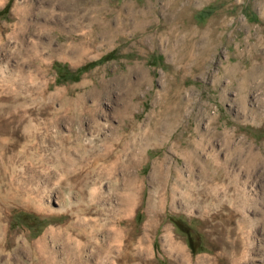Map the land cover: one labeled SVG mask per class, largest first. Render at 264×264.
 I'll return each mask as SVG.
<instances>
[{"label": "rangeland", "instance_id": "374dc122", "mask_svg": "<svg viewBox=\"0 0 264 264\" xmlns=\"http://www.w3.org/2000/svg\"><path fill=\"white\" fill-rule=\"evenodd\" d=\"M95 3L123 6L124 16L130 4L159 8L162 11L154 10L145 27L164 21L182 54L175 45L158 48L150 37H145L144 45H133L141 33L128 32L80 62L74 57H53L43 75L34 71L24 57L34 42L45 45L52 36L53 47L58 48L61 28L67 30L62 32L66 35L79 36L91 29L90 17H110L104 10H91ZM22 6L26 14L18 10ZM74 6L88 7L90 14L85 16L82 10L73 16ZM215 34L228 37V43L206 50L213 60L202 68L196 64L198 49ZM189 42L196 45L188 51ZM257 44L264 58V0H0V104L17 103L0 116V189L5 182L4 167L12 166L21 173L20 183L38 189L35 200L46 206V214L59 209L58 198L66 197L61 191V166L55 163L65 159L59 140L78 129L66 110L68 102L87 91L79 87L86 81L94 88L86 93V102L92 104L96 94L99 97L100 129L85 119L82 139L95 138L91 147L97 148L102 159L89 183L83 174L72 176L74 189L69 197L74 202L79 189L95 190L104 197L102 228L82 241L80 261L49 238L54 254L47 255L52 258L39 254L35 258L31 247L57 218L0 200V264H122L128 237L136 245L142 232L148 235L147 248L140 252L135 247L128 264H264V81L249 84L244 92L237 71L223 74L224 67L235 61L248 68ZM133 62L143 67L148 81L132 100V114L126 115L120 108L124 100L131 99L125 95L124 76L130 73L135 82L139 74L135 68L127 72ZM32 77L33 82L24 87L13 84L23 78L29 82ZM181 103L185 111L179 126L166 133L165 141L158 147L140 145L142 133L151 127L150 116ZM128 118L140 126L132 140L138 151L142 149V160L125 171L126 152L120 151L119 163L112 170L114 156L108 147L120 126L119 131H126ZM196 126L202 135L195 138L203 150L201 161L190 168L171 142L183 145ZM257 152L259 159L250 163ZM91 156L88 166L95 159ZM163 156L167 157L163 168L167 178L158 188L150 171ZM210 160L218 173L207 181L201 168ZM24 177L31 178L32 184L23 182ZM128 183L137 195L131 213L125 214L123 195ZM172 185L177 187L174 201ZM150 195L160 207L149 226L146 207ZM5 233L13 235L9 245L2 244Z\"/></svg>", "mask_w": 264, "mask_h": 264}, {"label": "bare ground", "instance_id": "6f19581e", "mask_svg": "<svg viewBox=\"0 0 264 264\" xmlns=\"http://www.w3.org/2000/svg\"><path fill=\"white\" fill-rule=\"evenodd\" d=\"M95 5L96 6H94V8H90V9L96 12H98L99 10H104L105 12L110 14V17H101V16L90 17L89 18L91 22L90 24H92L91 29L86 32H83L79 36H75L71 32L70 35H66L62 32L67 30L61 28L62 30H60V33L63 35V37L61 40L58 41L59 42L58 48L53 47L54 40L52 39V36L50 37L48 43L45 45L40 46L36 42L33 43V47L31 48L32 50H30V52L28 50V52H26V55H24V57L27 60V62H29L33 66L34 71H36L38 74L40 73L41 75H43L48 68V62L54 59L53 57L63 60H68L74 57L77 62H80L86 59L90 53L96 54L103 48H108L113 43L120 40V38L123 37L128 32L134 35H136L137 33H141L140 37H138L136 41L133 42V45H137V44L144 45V42H146L145 37H150V42H152L158 48L165 50L166 48L175 45L177 52L179 54H182L183 49L179 47L178 40L174 36L173 32H170V29H168L169 26L165 24L164 21H158L155 22L154 24H150L148 25L149 28L146 29L145 26L147 25L148 17H150L149 15H151L154 12V10H159L161 12L162 10H160L159 8L157 9L154 8V6H150V5H148L147 7L146 6L137 7L135 5L130 4L128 7H126V14L124 16L123 6L121 7L98 6V5H102L98 3H95ZM18 10L23 11L24 14L27 13L26 6H22L18 8ZM82 10H85V14H83L85 16L90 12V10H88V7H86V9H83L74 6L73 16L75 14L76 15L82 14L81 13ZM225 38L228 37L222 35H216V34L212 36L205 44V46H203V48L200 47L198 49L196 64L197 63L201 64V67L203 68L204 65H208L210 62H212L213 60V58L211 57L212 55L210 54V57L208 58V56H206V50L211 49L212 51H214L217 48V46L224 43L227 44L228 40H226ZM195 45L196 43L193 44L192 42H189L188 51ZM258 45L259 44L253 47V51H254L253 60L248 68H243V65H241L240 62H236V61L224 67L223 74H225L227 70L229 72L230 70H235L238 73L237 76L242 77L241 88L244 92H247V90L250 88L249 84H253L257 86L261 84L262 81H264V58H261V56L258 54L257 51ZM40 47L43 48V50H45L46 52H43L42 50L41 52ZM57 49H59L60 51L57 52L58 51ZM44 53H46L47 55L45 54L46 56H44ZM140 66L141 65H138L133 62L131 67H129L127 70L128 73L131 70V68H135L138 71L139 74L135 82L129 76L130 73L124 76L127 82L125 95L127 98L131 99V101L124 100L120 108L121 112H123L126 115L133 111L134 104L132 100L135 98L139 89L143 87L144 83L148 81V76L145 74L144 70L142 69L143 67L141 68ZM33 78L34 77H32V80L29 79L30 80L29 82H27L25 78H23V80H16V82L13 84L18 85L19 87H24L26 83H32L34 80ZM79 87L85 88L87 91L85 93L82 92L78 94L77 96H75L73 101L68 102L67 110H66L68 116H70L67 117L71 118V122L77 124L78 129L77 130L73 129L72 134H67L60 137L59 147L62 148V151L65 154V159L62 161H58V160L55 161L57 166H61L62 175L61 178L59 177L61 180L60 182L62 189L61 191L66 193L65 198L64 196H61L63 198L61 197L58 198V202L60 204L59 209L54 212H51L50 214H46L47 213L45 212L46 206L45 205L42 206V201L40 204L37 203V200H35L36 196L38 195V189L32 185L27 186L26 183H20L18 177L21 176V173H18L14 169V167L9 165L4 167L5 182L0 189V200H2L7 205L13 204L19 207L30 208L34 212L38 213V215H43V216L47 215L57 218L56 220L51 221L50 226L48 228L46 227L47 229L45 230L44 234L41 235L37 240L36 244L33 245V247H31V249H33L32 255L34 257L35 256L37 257V254H39L43 258L45 257L52 258L49 255L50 254L53 255L54 251H51V249L49 248V241L47 240L49 238L51 239V242L55 244L58 242L62 244V248L64 252H66L68 255L74 256L76 260L80 261L81 259L79 252L83 245L82 241L84 239L91 238V236H93L97 231H99L102 228V223H100L99 219L102 214L104 215V209L101 206V202L104 197L102 198L101 194H98L96 193L95 190H91V189L87 191L83 189L81 190L79 189L78 196L74 202L71 201L69 197V194L74 189L72 176L75 174L76 175L83 174L84 181L86 183H89V178L93 175L96 165L98 164V162L101 161L100 158L102 157L99 156V152H97L98 150H96L97 148L91 147V144L94 143L96 140L95 138H89L88 142L82 139V122H84L85 119L93 123L95 128L100 127V124L97 122V115H98L97 112L99 110V103H98L99 97L96 94L93 103L88 104L85 99L86 93L93 91L94 88L88 85L86 81L82 82ZM15 104L17 103L13 102L6 104L5 106L0 104V116H3L4 114L10 112ZM62 109H60V111ZM60 111L57 112L60 113ZM184 111H185L184 105L183 103H181V104H177L174 107L168 106L167 108H164L163 110L157 111L156 113L152 114L150 116L152 121L150 123L151 127L142 133L141 136H142L143 144L140 145H143L144 147H149V146L158 147L161 143L165 141L166 133H169L171 129L179 126L180 119ZM128 122L129 123L126 124L127 126L126 131L125 130L122 132L119 131L121 130V126H120V128L116 130L117 135L112 137L110 141L108 150L111 153H113L114 156V159L112 158L113 166L111 163L112 170L115 168V165L119 163L118 162L119 157L117 156V154H119L120 151L126 152L125 154L127 159L126 161L127 165H124L126 166L124 167V169L126 168L128 170L125 171H129L132 168L134 169L138 161L142 160V154H141L142 149L140 148V150L138 151L134 146V141L132 140L133 136L137 132L136 129H138L140 126L138 123L134 122L133 120H130L129 118H128ZM72 128H74L73 125ZM193 131L194 133L190 134L185 139L183 145H180L179 143H177V141L171 142L172 147L178 152V154L182 157L184 162L190 168H194V166L199 161H201L199 154L201 152L200 149L203 150L201 147L202 143L195 138L196 136L198 137L200 134L202 135V133L198 130L197 126L193 129ZM107 146L108 145H106V147ZM91 155H93L95 159L92 161L91 166H88L90 163L89 157H92ZM166 159L167 157L163 156L155 160L153 163V167L150 171V177L156 182L158 188L162 187L166 183L167 177L164 174V170H163ZM257 159H259L258 152L250 159L249 162L251 163L252 161ZM211 160L208 163H205L204 166H202L201 168L202 176L207 181H210V179H212V175H216V173H218V170H216L215 167L211 166L213 165ZM41 174L43 175V173ZM126 174L128 175V173ZM47 177L50 178L49 173ZM23 182H28L32 184L31 178L29 179L27 177H24ZM127 185L128 186L126 189V194L123 195L124 203L123 202L122 203L125 206V211H124L125 214H130L136 203L137 194L136 191L132 188V186H130L131 183L130 184L128 183ZM174 187L175 186L171 188V192H170L172 201H174L173 195L175 194L177 188ZM186 200H188V198ZM157 202L158 201H156L151 195L147 200L146 222L147 225L149 226L153 224V217L159 211L160 205ZM121 233H122V229L117 231V234H121ZM11 236L9 235V233H5L3 236L2 244L4 243L5 245H9L10 243H12L14 240ZM132 241H133L132 238L128 237L127 242L124 245L126 248L124 249L128 256L126 255L122 264H128L127 260L133 253H135L134 252L135 247H137V249L140 252H143V250L147 248L148 235L142 232V234L137 240L136 245H133L134 242ZM52 263L53 261L48 262V264H52Z\"/></svg>", "mask_w": 264, "mask_h": 264}]
</instances>
